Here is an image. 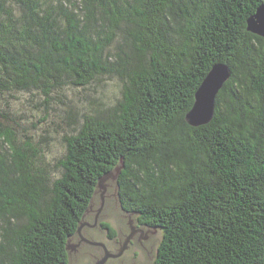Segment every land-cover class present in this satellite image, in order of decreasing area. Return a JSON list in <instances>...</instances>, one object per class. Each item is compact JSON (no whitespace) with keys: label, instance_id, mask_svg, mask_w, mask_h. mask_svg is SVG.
Wrapping results in <instances>:
<instances>
[{"label":"trees","instance_id":"1","mask_svg":"<svg viewBox=\"0 0 264 264\" xmlns=\"http://www.w3.org/2000/svg\"><path fill=\"white\" fill-rule=\"evenodd\" d=\"M262 2L0 0V95L49 104L99 78L121 84L113 108L63 138L56 179L0 111V264H66L98 179L117 168L122 211L162 231L152 264H264V40L247 31ZM215 64L231 76L212 120L191 127Z\"/></svg>","mask_w":264,"mask_h":264},{"label":"water","instance_id":"2","mask_svg":"<svg viewBox=\"0 0 264 264\" xmlns=\"http://www.w3.org/2000/svg\"><path fill=\"white\" fill-rule=\"evenodd\" d=\"M247 31L264 40V0L256 9L255 13L247 20ZM231 71L227 65L215 64L213 65L206 76L199 84L194 93V102L191 109L185 115L186 123L191 127H199L208 124L213 116L215 109V99L218 92L223 85L229 80ZM121 168H117L114 172L104 174L97 181L96 190L94 193V200L92 208L96 211L102 207L101 221L108 223L114 232H118L123 238L120 245H118L117 255L121 258L134 264H151L155 259L158 246L162 239V231L158 228H146L140 226L136 222V215L132 213L123 212L118 201L117 183L116 180L120 174ZM92 202V201H91ZM89 204L88 208L90 207ZM88 208L85 210L87 212ZM81 218L77 232L82 227ZM92 215H88V219ZM139 227L142 234L139 238H146L142 242L135 236L133 245L129 241L133 239L132 228ZM106 231L99 236L101 241H107ZM68 242V241H67ZM70 250V246L66 244V251ZM82 253V252H81ZM107 259V255L104 260ZM89 257L82 256L79 253L71 255L69 264H89ZM132 263V264H133ZM101 264V263H96Z\"/></svg>","mask_w":264,"mask_h":264},{"label":"rangeland","instance_id":"3","mask_svg":"<svg viewBox=\"0 0 264 264\" xmlns=\"http://www.w3.org/2000/svg\"><path fill=\"white\" fill-rule=\"evenodd\" d=\"M93 84V87L87 90L67 89L62 95H55V99L50 100L49 104L38 103L40 98L29 97L26 93L14 97L0 95V111L5 108V104L10 107L2 113H5L9 120L11 118L20 124V137L28 135L31 138L43 153L44 161L49 166L47 172L55 179L61 173L56 162L65 150L63 138L79 130L82 121L80 116L96 113L93 111L98 110L101 104V108H113L121 99V84L116 78H99ZM75 116L78 118L73 123ZM42 118L46 120L39 122ZM1 121L5 125L10 123L4 119ZM13 125L11 123V126ZM136 222L139 225L137 217Z\"/></svg>","mask_w":264,"mask_h":264},{"label":"flooded vegetation","instance_id":"4","mask_svg":"<svg viewBox=\"0 0 264 264\" xmlns=\"http://www.w3.org/2000/svg\"><path fill=\"white\" fill-rule=\"evenodd\" d=\"M93 201L85 213V217L82 221V227L79 232H76L69 240L68 245L70 250L67 252V263H70L71 255H76L79 253L82 256L89 257V264H132L129 261L122 259L121 256L117 255L118 245L121 244L123 238L120 237L119 233L116 232L115 237H108L107 241H101L99 236L104 233L101 221V211L102 207H99L98 210L92 208ZM124 212V211H123ZM92 215V218L88 219V215ZM142 226V225H140ZM145 227V226H143ZM107 234V231H106ZM133 239L129 241L130 245H133L135 241V236L139 239L138 242H142L146 238H139V235L142 234L139 227L132 228ZM82 252V253H81ZM107 255V259L104 260V257ZM156 258V256H155ZM155 260V259H154ZM153 260V261H154ZM152 261V262H153ZM134 264V263H133ZM152 264V263H151Z\"/></svg>","mask_w":264,"mask_h":264}]
</instances>
